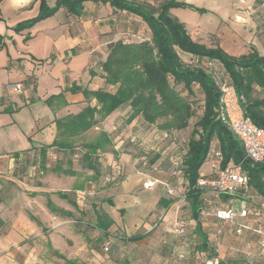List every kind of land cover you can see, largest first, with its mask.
Masks as SVG:
<instances>
[{
    "label": "crops",
    "instance_id": "crops-1",
    "mask_svg": "<svg viewBox=\"0 0 264 264\" xmlns=\"http://www.w3.org/2000/svg\"><path fill=\"white\" fill-rule=\"evenodd\" d=\"M141 1L158 5L165 0ZM177 1L185 2L191 8L174 7L170 12L185 25L194 40L208 46L217 41L223 50L233 56L247 54L252 46L264 54V32L261 28L264 24V3L258 0ZM46 2L54 6L56 0ZM196 8L216 12L212 11L213 18L201 22V17L195 22L191 18L198 12ZM40 10V0H0V35L4 39L0 43V264L63 262L55 255L43 252L48 243L67 259L85 264H110V252L100 251L102 245L104 250L107 245L110 248L109 242L94 245L97 238L91 235H85L86 240L83 239V234L87 232L86 226L78 227L76 233L75 223L78 221L66 214L60 216L54 213L47 203L50 201L67 213L74 214L77 210L87 213L85 209L88 207L84 200L91 199V211L105 212L119 224L112 213L121 208L116 204V199L123 198L121 194L118 191L97 192V187L90 191L88 180L83 189L73 188L76 195L62 193V198H58L63 202H58L53 193V175H42V167L45 165L50 170L51 160L60 158V154L65 151L52 145L58 135L56 120L79 114L87 106L96 104L95 99L86 97L84 90L108 88L101 73L102 63L108 57L111 46L118 41L150 39L152 33L137 14L118 10L109 2L94 1L85 2L77 15L61 8L55 15L17 30L19 24L33 19ZM15 83L21 84L20 91L11 87ZM129 113L130 106H122L91 130L106 131L113 139V150L117 153L123 139L127 137L135 141L143 139L144 142L160 136L165 139L162 131L150 132L140 125L138 119L127 123ZM173 133L180 135L181 131ZM131 156L121 152L117 157L113 152L102 153L98 157L100 176L111 169L112 163L121 161L125 164L126 174L132 172L126 189L135 188L145 180V176L141 174L142 166L130 159ZM172 161L173 157L170 158L171 164ZM89 171L93 172L91 169ZM68 177L69 180L75 179ZM157 179L165 187L172 185L166 180ZM174 181L178 183L174 182L173 186H182L180 176ZM73 182L74 187L78 181ZM251 191L259 202L251 201L249 197H253V194L245 198L250 206L258 209L264 197L253 189ZM155 197L157 204L160 198H165L157 194ZM170 213L171 210L164 218L168 225ZM215 220V217H208L202 222L205 234L211 231ZM242 221L244 219L237 218V222ZM249 222L252 229L264 224V212L250 218ZM80 223L85 221L81 219ZM195 226L196 223L193 227L196 232ZM234 227H224L220 247L221 264H242L243 257L237 248L248 242L251 243V260L255 264H264V251H260L257 244L264 235L260 236L250 229L239 238L233 232ZM94 228L99 230L96 226ZM167 230L171 233L170 228ZM64 231L65 238L71 239L73 245L65 244L62 238L61 241H54V236L63 235ZM189 247L188 244L183 261L173 258L178 243L166 258L158 261L165 264L193 263Z\"/></svg>",
    "mask_w": 264,
    "mask_h": 264
},
{
    "label": "trees",
    "instance_id": "trees-1",
    "mask_svg": "<svg viewBox=\"0 0 264 264\" xmlns=\"http://www.w3.org/2000/svg\"><path fill=\"white\" fill-rule=\"evenodd\" d=\"M40 1L39 14L19 24L17 30L53 16L61 8L77 15L87 1L109 2L118 10L137 14L149 26L152 33L150 39L118 41L111 46L108 57L102 63L101 73L108 88L84 90L86 97L95 99L96 104L87 106L79 114L56 120L58 135L52 145L73 153L72 150L80 142L78 148L82 152V160L94 173L90 180L96 181L103 175L99 177L98 157L114 146L113 139L104 130L91 140H85L84 135L120 107L130 106L127 123L138 119L140 125L148 130L156 125L164 133V138L169 140L173 131L182 133L195 118L180 161L182 177L187 182L185 197L190 205L191 217L196 222L195 230L203 237L201 249L206 251L207 234L203 232L198 211L202 191L197 187V181L200 173L204 172L201 167L209 160L213 145L221 150L223 164L238 163L245 156L242 143L219 116L220 83L229 80L242 97L244 113L258 126L264 127V95H259L264 91V54L252 46L247 54L233 56L223 50L217 41L208 46L194 40L185 25L170 12L174 7H190L182 1L165 0L154 5L141 0H56L54 6H49L46 0ZM258 2L264 3L263 0ZM3 40L0 35V43ZM196 89L201 93L198 98L194 97ZM215 140L217 143H214ZM135 143L140 142L137 139ZM112 152L117 157L118 153L115 150ZM174 160L178 159L173 157ZM147 161L150 165L148 171L155 172L154 168H157L156 172L160 171L158 165L151 164L148 158ZM42 168L46 170L45 165ZM243 168L249 174L252 189L264 197V162L246 160ZM51 170L57 172L60 168L53 167ZM69 173L77 175L73 170ZM73 188L83 189L84 184L75 183ZM175 202V198H160L158 205L168 209ZM47 205L55 213L73 216L50 201ZM114 223L108 214L96 211L95 226L104 235ZM141 238V235H133L129 239ZM54 254L64 260L63 264H85L67 259L56 250Z\"/></svg>",
    "mask_w": 264,
    "mask_h": 264
},
{
    "label": "rangeland",
    "instance_id": "rangeland-1",
    "mask_svg": "<svg viewBox=\"0 0 264 264\" xmlns=\"http://www.w3.org/2000/svg\"><path fill=\"white\" fill-rule=\"evenodd\" d=\"M191 8V7H190ZM198 12H195L196 15L192 17V21L200 20L203 22L204 20H208L214 17L215 10L200 11L199 9H195ZM212 11H214L212 13ZM203 13V15H202ZM202 24V23H201ZM261 28L264 32V24L261 25ZM264 41V39H263ZM181 89L180 86L177 87ZM201 93L198 89H196L195 98L200 97ZM260 96L264 95V91L259 93ZM195 118L192 120L188 129L182 131L180 135L177 133L172 135L171 140L168 138L163 139L161 136L157 139L149 140L148 142H144L143 139L139 140V144L144 143V146H140L135 142H131L130 137L124 138L121 148L118 151V154L121 153H129L131 156L130 159L133 161H137L138 165H141L140 161L142 157H146L149 159L151 164L158 165L160 167L161 172H153L148 171V173L153 178H161L170 182L171 187H174V182L177 184L178 182L174 181L177 179L176 175L172 174L173 171V163L171 164L170 158L174 157V159L180 160L187 147V142L190 137V132L193 128ZM146 127V126H145ZM150 132L161 133V130L157 128L156 125L151 127ZM92 132H87L84 135L85 140H91L94 138L100 130H91ZM155 133V134H156ZM154 141V143H153ZM150 143V144H148ZM214 143H217L215 140ZM73 153L68 151H63L60 154V158H54L50 162V170H44L42 175L52 174L53 175V184L54 186L53 193L54 197H60L62 193H70L72 195H76V191H73V181L77 180L79 183H83L85 185L86 181L90 180L94 173L90 172L86 167L82 160V152L80 151V144L76 145ZM113 147H109L107 152H112ZM120 158V155L118 156ZM136 164V165H137ZM57 167L60 168V171L54 172L51 168ZM142 168V167H141ZM202 170L208 173L213 171L212 163L210 160H207L202 165ZM76 169V170H74ZM106 169V168H104ZM73 170L77 172V175H71L69 172ZM66 171V172H64ZM106 171V170H105ZM132 172L125 174L123 178L119 181L110 183L105 186H99L97 192L108 191L113 192L118 191L123 198L116 199V204H119V207L116 211L113 210L112 216H114L119 224L114 223V225L109 229L108 233L105 235L94 228L96 225V211H91L90 205L92 204L91 199L89 201L84 200V204L88 208H84L87 213H84L79 210L75 211L73 216L74 220L78 222L75 223V232L78 227H85L87 232L83 234V239L86 240L85 235H91L97 240L94 242V245H99V243L103 244L104 242H109L110 248L108 250H104V246L102 245L100 251L104 253H109L111 255V263L110 264H150L152 262H157L160 259L166 258L170 252L175 248L177 243H181L185 239H187V243L189 244V250L191 251L190 259H194L193 263H184V264H198L200 263L204 255H202L203 251L201 249V245L203 242V237L193 230L195 225V220L191 217V210L189 202L184 198V195L187 191V182L185 179L180 176V180L183 187V194H177L174 196H170L167 192V188L163 184H157L152 189H146L143 187V182L136 186L133 189H126L128 185L129 177ZM42 176L41 174H38ZM127 175V176H126ZM75 177V179L69 177ZM100 176V175H99ZM67 177V180L66 178ZM99 178V177H98ZM128 178V179H127ZM147 177H145L146 179ZM100 179V178H99ZM123 183V184H122ZM179 184V185H180ZM181 186V185H180ZM252 188L250 189L248 194H253V197H249L251 201L259 202L257 196L252 193ZM117 194V193H115ZM163 196L165 198H175L176 202L173 203L167 210L161 208L156 203V197ZM124 197H127L125 199ZM56 199L58 202H63L62 200ZM65 203V202H64ZM176 204L180 205V210L178 212L179 218L183 221L187 229V236H176L173 233L168 232V228L170 226L164 220H159V217L163 216L166 211L171 210V215H176L177 208ZM85 207V206H82ZM123 209V210H122ZM233 209L238 213L241 209V199L235 198L233 200ZM80 212V213H79ZM55 213V212H54ZM60 215V214H59ZM61 216V215H60ZM65 217V215H63ZM80 219V220H79ZM84 220L85 223H80V221ZM89 223V224H88ZM98 229V228H97ZM72 235V233H69ZM133 235H141V239L130 240L129 238ZM65 231L62 234H58L54 236V241H61V238L64 239L65 244L73 245V241L68 237L65 238ZM43 241V240H42ZM112 247V248H111ZM43 252H47L51 255L54 254V250L51 247V244L48 243L46 249ZM57 258L62 259L55 255ZM196 256V257H195ZM60 262L61 264L64 263ZM55 263H59L56 262ZM59 263V264H60Z\"/></svg>",
    "mask_w": 264,
    "mask_h": 264
},
{
    "label": "built area",
    "instance_id": "built-area-1",
    "mask_svg": "<svg viewBox=\"0 0 264 264\" xmlns=\"http://www.w3.org/2000/svg\"><path fill=\"white\" fill-rule=\"evenodd\" d=\"M11 87L15 91L21 90V84L15 83ZM242 97L237 93L235 86L229 81L224 80L220 83V104L219 116L226 122L244 147L245 156L238 163L223 164V155L221 150L213 145L209 151L208 158L212 163L213 171L208 176L201 172L197 181V187L202 191L200 195L199 215L201 222L208 217H215V224L211 231L207 232L208 249L204 252V258L200 264H221L220 247L222 245V238L224 236V227L226 225H235L233 232L237 237H242L247 230L252 229L249 219L258 217L264 212V202L260 203V208L249 205L245 198L250 189V177L248 172L243 168V163L246 160L254 162H264V127L258 126L249 116L244 113L242 104ZM174 133L171 134V136ZM172 138V137H171ZM131 141H135L134 138ZM174 168V175L182 176V164L180 160L172 161ZM141 174L145 177L143 187L152 189L160 181L148 174L150 169L149 162L146 157L142 158ZM156 171L157 168H154ZM126 167L121 161H115L111 164V169L104 173L96 182L95 180L88 181L90 191L95 187L105 186L110 183L119 181L125 176ZM167 192L170 196L183 194L182 186L171 187L166 185ZM240 196L241 209L237 213L233 209V200ZM184 198L185 195H184ZM177 208L176 215H171L169 219L170 231L176 236H187V229L183 221L179 218L178 212L180 205H175ZM168 215V211L159 220H164ZM237 218H242L244 221L237 222ZM255 233L260 236L264 235V224L253 228ZM187 239L178 243V250L173 253V258L176 260H185V251L188 246ZM260 251H264V238L257 241ZM251 243H246L241 248H237L242 254V264H255L251 260L249 249ZM108 245L105 250H108ZM150 264H165L162 261L152 262Z\"/></svg>",
    "mask_w": 264,
    "mask_h": 264
}]
</instances>
